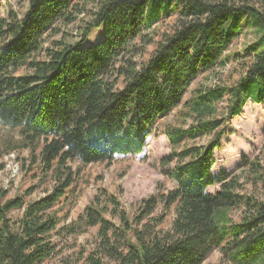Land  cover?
I'll list each match as a JSON object with an SVG mask.
<instances>
[{"label": "trees", "instance_id": "obj_1", "mask_svg": "<svg viewBox=\"0 0 264 264\" xmlns=\"http://www.w3.org/2000/svg\"><path fill=\"white\" fill-rule=\"evenodd\" d=\"M173 16L170 31L155 42L149 31ZM77 22L74 38L68 28ZM96 28L103 38L86 46ZM245 29L257 39L235 59L240 78L199 86L184 103L200 76L232 62L230 50ZM153 44L150 58L137 61ZM249 101L264 103V3L29 0L23 17L0 19V126L19 136L15 144L3 142L8 151L41 150L34 163L41 161L52 186L29 203L34 189L10 200L0 189V264H43L55 256L56 239L95 227L86 264H204L216 250L221 264H264V147L237 173L212 174L227 124ZM177 109V125L164 132L172 152L161 160L175 189L142 200L134 219L102 189L77 220L60 227L61 201L80 174L73 164L140 155L159 118ZM247 185L251 193H244ZM214 186L217 192L207 191ZM175 204L171 229L159 230L156 210ZM236 210L239 223L230 217ZM14 211H22L17 222Z\"/></svg>", "mask_w": 264, "mask_h": 264}, {"label": "rangeland", "instance_id": "obj_2", "mask_svg": "<svg viewBox=\"0 0 264 264\" xmlns=\"http://www.w3.org/2000/svg\"><path fill=\"white\" fill-rule=\"evenodd\" d=\"M262 5L264 0H252ZM29 8V0H0V19H5L10 13H15L19 18L23 17ZM176 16L164 18L149 31L155 42L161 40L164 33L169 32L175 22ZM80 22L68 28L74 38L78 35ZM103 28H96L89 36L86 46L93 45L103 38ZM58 38H56L57 40ZM253 31L245 29L244 34L238 38L231 50L232 62L224 70L206 74L199 77L184 99L186 103L193 91L199 86H214L234 83L240 78L237 71L236 58L245 56V48L256 41ZM52 39L46 46L51 45ZM155 49V44L148 47L143 57L137 61H147ZM220 78V82L219 79ZM120 87L122 84L120 83ZM227 99L219 105V111L225 112ZM175 110L170 116L161 117L152 127L146 141V147L140 155L117 156L112 163H97L83 166L73 164L75 170L80 169V174L66 197L61 201L63 211L60 216L63 222L60 227L75 221L84 212L85 208L98 195L100 190L105 189L109 195H114L121 203V209L125 210L131 219L137 213L139 203L153 195L167 194L175 189L176 184L161 171V160L171 154V146L164 132L168 127L177 125V113ZM191 123V121H190ZM180 125V124H178ZM19 140L16 132L0 126V189L7 191L5 200L23 196L31 189L35 191L25 197V202H33L45 197L51 189L50 179L43 177L41 161L34 163V156L39 157L41 150L32 153L30 150L16 149L8 151L9 141L13 144ZM208 138L198 141V144H206ZM222 149L214 153L215 165L212 169L214 177L223 171L235 174L240 168H245L251 161L257 158L264 147V103L255 104L249 101L243 108L242 114L229 122L225 129V135L221 141ZM9 146V145H8ZM43 146V145H42ZM219 187L208 188L207 191L215 193ZM244 193H251L253 188L247 185ZM60 203V204H61ZM59 204V205H60ZM58 205V206H59ZM177 204L166 210L160 205L156 210L155 217L161 219L159 230L169 231L176 218ZM11 218L17 222L22 211H14ZM65 216H68L65 218ZM230 217L233 223H239L242 210H236ZM98 237V227L89 229L86 233L78 236H70L66 239H56L57 251L54 257L43 264H86L87 256L95 247ZM222 254L219 250L214 251L204 264H221ZM114 264V263H111Z\"/></svg>", "mask_w": 264, "mask_h": 264}, {"label": "bare ground", "instance_id": "obj_3", "mask_svg": "<svg viewBox=\"0 0 264 264\" xmlns=\"http://www.w3.org/2000/svg\"><path fill=\"white\" fill-rule=\"evenodd\" d=\"M29 203V202H28Z\"/></svg>", "mask_w": 264, "mask_h": 264}]
</instances>
